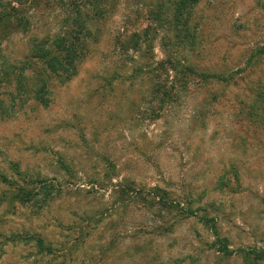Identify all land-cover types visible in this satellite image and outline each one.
Returning <instances> with one entry per match:
<instances>
[{"label": "rangeland", "instance_id": "1", "mask_svg": "<svg viewBox=\"0 0 264 264\" xmlns=\"http://www.w3.org/2000/svg\"><path fill=\"white\" fill-rule=\"evenodd\" d=\"M69 1L0 0V10L9 11L5 30L0 28V66L28 60L38 70L31 42L65 23ZM87 2L89 11L109 6L111 14L91 25L94 38L78 76L54 83L49 107L29 99L23 106L16 101L12 117L0 113V264H245L239 255L218 253L212 234L196 220L179 224L173 234L148 235L152 217L93 185L101 188L103 179L104 185L111 179L114 186L122 178L147 186L164 179L169 186L182 185L196 207L217 219L231 249L264 251V0H200L193 24L204 42V69L235 83L206 89L217 93L220 105L207 134L193 136L200 148L185 152L193 137L187 145L175 137L178 144L169 153L167 135L161 141L155 126L138 128L144 89L125 73L130 62L113 48L125 23L128 37L143 31L152 11L167 10V0ZM18 16L27 19L26 31L18 28ZM161 20L167 21L166 13ZM11 84L0 89L3 106L13 105ZM226 137L236 143L229 146ZM233 149L244 164L242 186L222 192L216 179L229 168L222 163L233 158ZM115 167L119 178H111ZM17 171L47 180L60 193L45 206L15 203L14 186L1 176L18 183ZM171 220L167 216V227ZM34 234L52 243L54 254H40L26 240Z\"/></svg>", "mask_w": 264, "mask_h": 264}, {"label": "trees", "instance_id": "2", "mask_svg": "<svg viewBox=\"0 0 264 264\" xmlns=\"http://www.w3.org/2000/svg\"><path fill=\"white\" fill-rule=\"evenodd\" d=\"M87 1L70 0L69 9L65 11L67 18L65 23L60 24L53 35L49 33L42 40L35 38L31 42L30 58L41 65L38 70L28 60L19 64L0 66V89L7 82H12L11 88H13L10 94L13 99L9 100L11 104L13 103L12 107L3 106L5 102H1L0 113H9L8 117H12L15 115L16 101H20L23 106L29 99L40 103L43 107H49L54 83L58 81L60 85H65L78 76L79 68L90 51L89 40L94 38L91 25L96 17L104 19L111 14L109 6L103 8L95 6L89 11L86 9ZM89 1L100 2V0ZM199 2L200 0H167V10L152 11L149 15V24L143 31L128 37L125 35L128 33L126 31L128 24L125 23L126 27L118 31V37L114 40L113 48L117 55L130 62L129 65L124 66L125 73L137 79L139 86L144 89L135 119L138 128H142L143 125L155 126V137H160L161 141L167 135V153L177 146L176 138L184 140V145H187L188 137L200 132L207 134L220 104L217 93H209L206 89L215 84L235 83L233 77L204 69L203 62L206 60L204 42L198 36L200 26L193 24ZM8 13L9 11L0 10V28L4 30L8 23L5 18ZM162 13L167 14V21L161 20ZM16 19L18 28L26 31L29 27L27 19L19 16ZM24 21L25 26L22 23ZM151 36L154 38L152 39ZM96 40L97 38L94 39ZM157 50L162 58L158 57ZM245 140L242 139L243 142ZM198 141L194 137L191 138L185 152L199 149ZM223 141L228 142L232 147L235 139L226 137ZM161 146L163 148L165 143ZM233 151H235L233 158L227 164L222 163V166L229 168H225L216 179V189L222 192L225 189L235 192L237 189L234 187L242 186L241 166L244 164L238 157V151L234 149ZM187 162L192 165L193 161L188 158ZM17 172L22 183H14L7 177L1 176L3 182L14 186L13 200L17 204L45 206L54 201L60 193V189L56 190L55 185L45 179H35ZM119 173L120 170L115 167L111 178H119ZM110 180L104 185L103 179L101 188L96 183L93 187L99 188L98 192L106 189L105 192H110L111 198L117 195L120 200L129 199L140 211H145L148 218L152 217L154 224L148 226V235H161L167 231L173 234L179 224L196 220L209 230L214 238L212 247L224 257L239 255L245 264H259L264 261V251L261 249H231L228 238L221 235L217 219L210 215L208 209L196 207L193 195L188 194L182 185L169 186L164 179L158 184L147 186L130 183L128 179L122 178L121 182L113 186L110 185ZM232 182L235 185H231ZM110 186L113 189L109 191L107 189ZM167 216L172 218L168 227ZM26 240L33 243L40 254L52 255L55 252L52 243H47L46 239L38 234L28 236Z\"/></svg>", "mask_w": 264, "mask_h": 264}]
</instances>
